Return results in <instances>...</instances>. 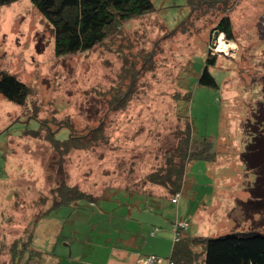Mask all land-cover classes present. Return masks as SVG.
<instances>
[{
  "label": "rangeland",
  "instance_id": "1",
  "mask_svg": "<svg viewBox=\"0 0 264 264\" xmlns=\"http://www.w3.org/2000/svg\"><path fill=\"white\" fill-rule=\"evenodd\" d=\"M151 2V13L102 44L64 56L29 0L0 7V69L31 88L23 106L0 96V264H108L118 248L139 264H167L179 221L187 229L178 234H264V168H250L244 155L247 124L264 106V0H236L225 12L200 6L189 18L187 0ZM225 16L229 41L215 30ZM210 58L217 87L198 85ZM117 92L131 93L120 110ZM31 119L57 135L60 126L85 134L102 124L104 140L55 150L44 127L24 129ZM188 126L189 153L209 159L187 165L173 204L146 177L164 167ZM62 183L98 199L45 215Z\"/></svg>",
  "mask_w": 264,
  "mask_h": 264
},
{
  "label": "trees",
  "instance_id": "2",
  "mask_svg": "<svg viewBox=\"0 0 264 264\" xmlns=\"http://www.w3.org/2000/svg\"><path fill=\"white\" fill-rule=\"evenodd\" d=\"M20 0H0V7ZM37 11L49 22L54 38V51L57 56L72 55L88 51L102 44L108 37L114 35L129 20L138 18L153 11L151 0H29ZM236 0H187L188 18L195 13V8L207 6L225 12ZM220 7V8H219ZM182 22L179 28L183 27ZM215 30L225 38L233 40L232 24L228 16L222 17ZM185 33V30H181ZM214 58L204 63L203 70L198 78V85L217 87L210 73ZM264 92V81L263 89ZM113 109H123L131 93H116ZM31 95V88L19 81L13 75L0 69V96L7 102L23 106ZM24 127L33 135L42 127L47 131L46 140L55 150L68 152L87 149L103 142V126L77 134L69 125L60 126L62 135L51 132L48 125L31 119ZM251 130V141L246 148L245 163L250 168H264V106L260 107L253 116V122L248 123ZM40 137V134L38 135ZM192 141L191 126L186 128L184 138L169 156L163 168L152 172L146 177V182L153 186L164 188L172 197L183 187L185 170L190 162L208 160L204 152L189 153V144ZM264 178V176H263ZM261 179V182L263 180ZM259 183L261 186L263 184ZM259 187V190L261 189ZM57 199L45 213L53 211L59 206H77V202L86 199L93 204L98 198L83 193L77 188H70L63 183L54 191ZM264 200V188L260 193ZM92 206V205H91ZM185 223V222H184ZM187 229V227H186ZM175 233V232H174ZM179 240L173 242L167 261L172 264H264V234L258 232H243L223 235L217 238L192 236L183 231L179 233Z\"/></svg>",
  "mask_w": 264,
  "mask_h": 264
},
{
  "label": "crops",
  "instance_id": "3",
  "mask_svg": "<svg viewBox=\"0 0 264 264\" xmlns=\"http://www.w3.org/2000/svg\"><path fill=\"white\" fill-rule=\"evenodd\" d=\"M152 235H154V232L152 233ZM173 242H174V238H173ZM172 247H173V243L172 245H170L169 254L167 257H169ZM137 255L138 254L129 252L127 249L118 248L112 251V257L109 258L108 264H139L138 262L139 258ZM167 264H168V261H167Z\"/></svg>",
  "mask_w": 264,
  "mask_h": 264
},
{
  "label": "built area",
  "instance_id": "4",
  "mask_svg": "<svg viewBox=\"0 0 264 264\" xmlns=\"http://www.w3.org/2000/svg\"><path fill=\"white\" fill-rule=\"evenodd\" d=\"M226 46H230V44L227 42ZM228 49H230V48H228ZM225 50H227V48ZM179 198H180L179 194L174 195V197L172 198L173 204L176 203V201ZM179 222H180V224L174 226V232H175L174 233V242H177L179 240V235H178V232H177L178 229L186 228V223H183L181 221H179ZM147 262H148V264H159V263H161V261H159L156 258H149L148 261L145 262V264H147ZM168 264H172V263H168Z\"/></svg>",
  "mask_w": 264,
  "mask_h": 264
},
{
  "label": "bare ground",
  "instance_id": "5",
  "mask_svg": "<svg viewBox=\"0 0 264 264\" xmlns=\"http://www.w3.org/2000/svg\"><path fill=\"white\" fill-rule=\"evenodd\" d=\"M228 47V46H227Z\"/></svg>",
  "mask_w": 264,
  "mask_h": 264
}]
</instances>
